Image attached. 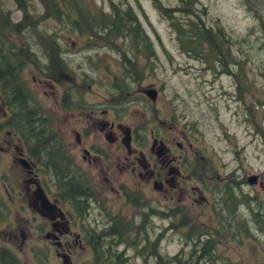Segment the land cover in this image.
<instances>
[{"label": "flooded vegetation", "instance_id": "flooded-vegetation-1", "mask_svg": "<svg viewBox=\"0 0 264 264\" xmlns=\"http://www.w3.org/2000/svg\"><path fill=\"white\" fill-rule=\"evenodd\" d=\"M16 10L0 2V264H152L156 258L142 243L157 229L174 247L168 264H226L205 254L215 255L221 245L230 249L241 230L254 236L243 226L237 230L236 215L249 213L256 199L264 217L253 192L255 185L263 188L264 172L191 163L188 134L157 114L162 85L146 83L140 92L137 103L149 121L144 131L126 125L130 91L112 96L110 88L120 89L109 83L103 61L88 75L63 62L56 45L60 58L44 53L25 35L23 12ZM43 98L69 114L63 116L69 131L46 114ZM227 230L233 231L229 244ZM257 232L264 234V225Z\"/></svg>", "mask_w": 264, "mask_h": 264}, {"label": "rangeland", "instance_id": "rangeland-1", "mask_svg": "<svg viewBox=\"0 0 264 264\" xmlns=\"http://www.w3.org/2000/svg\"><path fill=\"white\" fill-rule=\"evenodd\" d=\"M93 1L101 5V0ZM111 1L115 3L120 1L123 5L127 3L131 6L140 25L150 37L154 49V54L150 60L138 56L139 53L135 51L131 53L127 50L130 59L134 56L136 58L131 63H127L126 60V68L137 74L136 79L139 81L130 87L131 75H129V71L126 72V76L130 78L127 79L128 86L126 87L131 89L130 98L132 102L123 106L126 107V115L123 118L125 124L136 125L141 132L144 131L149 121L144 122L146 118L141 115L144 108L137 103L143 99L140 92L146 83H152L156 87L162 85L155 102L153 101L157 107V114L161 119L168 117L169 124L184 130L188 134V142L192 144L193 150V154L190 156L191 163L196 165L203 162L215 164L218 170L223 168L220 166L221 163L229 165L230 168L237 164L239 167L238 174L241 171H246L248 174L264 172L263 35L257 22L247 14L245 8L247 5L243 3V0H193L192 3L201 20L206 24L219 26L224 33V38L230 39L233 43L232 46L236 44L233 48H235L234 51L237 49V57H241L245 61L242 73L244 82L240 87L236 79V65L228 69L229 72L233 73L231 76H227L224 70H219L221 67L219 65L210 70H203L206 69L207 64L201 58H192L180 48L175 29L170 26L168 17L159 8L160 6L164 7V5L173 6L178 0ZM258 1L263 2V0ZM0 2L4 8L11 10L12 13L17 12L13 0H0ZM109 3L108 0H104L103 8L108 9ZM40 8H42L41 13H36L39 12ZM28 12L30 15L25 19V35L32 36L31 34H35V46L41 48L43 46L41 43H48L50 47L56 45L58 50L63 53L61 58L66 63L73 61L78 64L79 69H84L88 75L91 72L96 75V68L103 61V64L106 65L105 73L110 77L109 83L111 84L115 82V77L122 73V58L120 57L123 50L116 46L117 44H110L111 40L100 42L95 46L94 43L97 41L90 42L88 37L84 35L78 38L74 37L69 29L74 31L67 23L62 24L66 26L62 30L60 26L58 27L57 22L39 20V17L45 13V9L38 0H31ZM260 13L263 14L264 12L261 11ZM52 30L56 31V35L50 40L47 36H52ZM107 34L98 33L94 36L107 40L111 38ZM240 36L247 37L249 44L244 40L237 42L236 39ZM55 38H60L64 42L60 43ZM30 39L28 38L29 42ZM119 41L128 47L129 40L119 39ZM32 48L35 50L34 46ZM214 71L218 72L214 74ZM110 90L111 93L114 92L115 94L112 96L120 97L121 92L115 91L113 88ZM148 103L152 104L150 99H148ZM42 105L46 109V114L51 113L57 118L56 121L59 122L60 129L69 131L66 120H63V116L68 117L69 114L56 110L53 99L43 98ZM262 184V189L255 185L253 192L256 193L257 200L264 206V173ZM240 200L239 198L238 201ZM255 201L256 199L251 201L250 204L253 209L249 210V213L242 216L238 213L236 215V219H238L236 222L237 230L243 226L251 230L254 236L246 237L241 230L236 234V245L230 246V249L229 246L221 245L219 246L220 250L215 255L211 256L207 252V258L211 259L215 256L214 260H217L216 256L220 255L225 259L226 264H234V262L236 264L264 263V234L257 232L258 227L264 225V217L257 215V201ZM160 221L159 219L157 223ZM162 223L164 225L165 220ZM158 232L159 229H157L156 234L151 232L149 236L147 235V242L142 243L146 244L149 248L148 251L154 252L153 238L155 235L158 236ZM160 232L164 235L158 243L159 249L162 253L167 254V252L174 250V247L168 243L164 229H160ZM226 233L223 240L229 244L233 231L227 230ZM222 243L224 244V242ZM135 263L137 264V261Z\"/></svg>", "mask_w": 264, "mask_h": 264}, {"label": "trees", "instance_id": "trees-1", "mask_svg": "<svg viewBox=\"0 0 264 264\" xmlns=\"http://www.w3.org/2000/svg\"><path fill=\"white\" fill-rule=\"evenodd\" d=\"M13 2L23 12L24 19L22 24H24V20L30 15L28 9L31 0H13ZM38 2L39 4L41 3L45 9V13L39 17V20H52L57 22L58 27L60 26L62 30L66 27L62 24L67 23L74 31L72 32L67 27L69 32L72 33L74 37L78 38L79 36L84 35L88 37V41L90 42L97 41L94 43L95 46H97L100 42H108L109 40H111L110 44H117L116 46L123 50V54L120 57L122 58V73L115 77L114 83L118 85L122 95H124L125 92L130 91V89H127L126 87L128 86L127 79H130L126 76V72L129 71L128 73L131 75L132 80H134V77H137L138 75L126 68V60L127 63H131L136 58V56H134L131 60L129 52L133 53L135 51L136 53H139L138 56L145 58V60L146 58L147 60L152 59L151 57L154 54V49L152 47L153 43L144 28L140 25V22L138 21V18L131 6L127 3H124L123 5L120 1L115 3L111 0H108V2H110L108 9L103 8L104 0H101V5L95 3L93 0H38ZM192 3L193 0H178V2L173 6L167 7L164 5V7L160 6L159 8L168 17L170 26L175 29L176 39L180 44V48L187 53V55L192 58H201V60L207 64L206 68L210 69L219 65L221 66L219 70L223 71L231 69L234 65H236V79L238 86L240 87L244 82L242 73L244 68L243 63L245 61H243L241 57H237V49L234 51L235 48H233L236 44L234 43L235 45L232 46L233 43L231 40L224 38V33L219 26L206 24L203 20H201ZM243 3L247 5L245 7L247 14L253 17V19L257 22L259 30L262 32L264 45V13H260L261 11L264 12V0L263 2L258 0H243ZM0 31H2V22L0 23ZM88 31H91V34L87 33ZM51 32L52 36H47L50 40H52V37L56 35L55 30H52ZM98 33L103 35L108 33L107 36H110L111 38L107 40L99 39L94 36ZM31 35L32 36L29 35V37H34L35 34ZM118 38L125 41L129 40V43L127 44L128 47L124 46ZM48 39L44 40L47 41ZM236 40L237 42L239 40L248 42L247 37L245 38L240 36ZM41 45L46 47H41L40 49L44 53L52 51L59 56L57 49H55V45H53V47H50L48 43H41ZM48 48L50 49L48 50ZM248 49L250 50L249 47ZM127 50L129 52H127ZM134 67L136 69V65ZM160 240L161 233L158 234V242L153 243L154 252H147V255H153L156 258L155 263L153 261L152 264L169 263L167 254L162 253L159 249L158 243ZM208 253L211 254L212 252ZM196 255L198 256V254ZM174 264L191 263L181 261L174 262Z\"/></svg>", "mask_w": 264, "mask_h": 264}, {"label": "water", "instance_id": "water-1", "mask_svg": "<svg viewBox=\"0 0 264 264\" xmlns=\"http://www.w3.org/2000/svg\"><path fill=\"white\" fill-rule=\"evenodd\" d=\"M155 94H156V91L154 89H150L146 92V95L151 99L153 100L155 98ZM125 130H128V128H126ZM127 132V131H126ZM126 140H128V133H127V136L125 137ZM255 175H251L249 176V179L250 180H254L255 179ZM252 182V181H250ZM260 264H264V263H260Z\"/></svg>", "mask_w": 264, "mask_h": 264}]
</instances>
